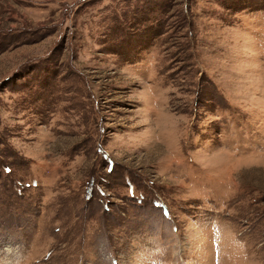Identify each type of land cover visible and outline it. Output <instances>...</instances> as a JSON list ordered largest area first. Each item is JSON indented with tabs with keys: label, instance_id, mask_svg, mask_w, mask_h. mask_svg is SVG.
Here are the masks:
<instances>
[{
	"label": "rangeland",
	"instance_id": "rangeland-1",
	"mask_svg": "<svg viewBox=\"0 0 264 264\" xmlns=\"http://www.w3.org/2000/svg\"><path fill=\"white\" fill-rule=\"evenodd\" d=\"M0 264H264V0H0Z\"/></svg>",
	"mask_w": 264,
	"mask_h": 264
},
{
	"label": "snow or ice",
	"instance_id": "snow-or-ice-1",
	"mask_svg": "<svg viewBox=\"0 0 264 264\" xmlns=\"http://www.w3.org/2000/svg\"><path fill=\"white\" fill-rule=\"evenodd\" d=\"M112 169L111 168H109V171H111ZM101 195H103L104 193H103V191H101V193H100Z\"/></svg>",
	"mask_w": 264,
	"mask_h": 264
}]
</instances>
